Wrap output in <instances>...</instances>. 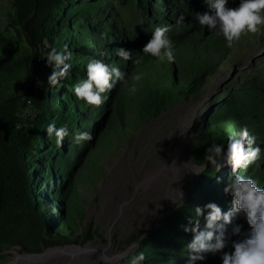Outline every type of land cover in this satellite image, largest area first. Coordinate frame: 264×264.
Segmentation results:
<instances>
[{
  "label": "trees",
  "instance_id": "obj_1",
  "mask_svg": "<svg viewBox=\"0 0 264 264\" xmlns=\"http://www.w3.org/2000/svg\"><path fill=\"white\" fill-rule=\"evenodd\" d=\"M238 4L228 0L227 6ZM212 11L204 0H9L5 21H0V264L8 262L5 253L16 249L42 254L102 239L93 222L81 229L85 210L77 201L78 181L93 166L96 152L109 150L114 137L124 138L130 124L159 116L183 98L198 97L226 63L238 41L227 47L216 30L194 19L195 12ZM181 16L183 21L177 23ZM165 23L172 25L168 35L176 49L174 61L158 62L148 55L133 65L115 55L114 49L125 47L133 50L134 59L153 28ZM64 45L72 54V68L50 86L47 76L52 69L40 56ZM90 58L116 63L125 72H141L136 94L129 95L118 84L101 106L78 100L72 86L86 77ZM259 72L254 69L253 78L213 104L192 144L202 167L196 183L163 225L127 239L124 250L135 247L121 264H131L140 252L144 260L139 264H186L185 246L194 234L184 228L194 226L195 207L204 209L209 202L222 211L231 207V196L224 192L231 165L216 171L203 157L213 141L226 145L229 137L239 138L242 126L254 138L252 146L264 150V77ZM37 80L43 84L38 86ZM53 120L57 127L67 123L69 128L60 144L46 133ZM77 130L90 131L93 139L73 143L71 134ZM258 163L233 174L251 175L264 186V159ZM207 211L199 217L201 228ZM237 224L242 225L241 236L231 235ZM249 228L244 215H237L227 226L230 239L222 251H232L231 241L243 238ZM204 255L196 264H221V253Z\"/></svg>",
  "mask_w": 264,
  "mask_h": 264
},
{
  "label": "rangeland",
  "instance_id": "obj_2",
  "mask_svg": "<svg viewBox=\"0 0 264 264\" xmlns=\"http://www.w3.org/2000/svg\"><path fill=\"white\" fill-rule=\"evenodd\" d=\"M8 2L0 0V7L7 9ZM5 9L0 8L2 23ZM257 68L264 77V26L238 40L198 97L183 98L159 116L130 124L124 138L114 137L109 150L96 152L93 166L78 181L77 201L85 210L81 229L93 222L100 241L53 247L42 255L16 249L4 254L5 264H121L134 250H124L127 239L151 233L186 200L202 170L192 144L206 115L217 99L253 78ZM16 253L27 260L17 261Z\"/></svg>",
  "mask_w": 264,
  "mask_h": 264
},
{
  "label": "clouds",
  "instance_id": "obj_3",
  "mask_svg": "<svg viewBox=\"0 0 264 264\" xmlns=\"http://www.w3.org/2000/svg\"><path fill=\"white\" fill-rule=\"evenodd\" d=\"M209 12H195L194 19L200 26H206L210 31L216 30L217 34L224 38L225 45L231 47L238 41L242 34L257 32L260 26H264V0H239L236 7H229L228 0H204ZM183 16L177 19V23L183 21ZM172 25L157 24L145 44L133 59V50L125 47L114 49L117 57L125 61H132L133 65H139L145 56H152L158 62H172L175 59V45L168 35ZM104 34L102 33V36ZM71 52L67 45L62 49L52 46L41 59L52 70L47 76L50 86L57 85L65 79L72 68ZM143 74L139 71L125 72L116 63H105L96 58H90L86 64V77L78 80L72 86V92L78 100L85 104L101 106L108 100L106 93L116 88L117 85L127 88L129 95L137 92L136 82L141 81ZM132 81V83H129ZM43 81L37 80L40 86ZM48 136H54L56 143L63 142L69 136L67 123L57 127L56 121L48 123L46 127ZM73 143L79 145L93 139L92 133L87 130H77L71 134ZM252 137L248 136L247 126H242L239 138L229 137L225 143L213 141L205 151L203 159L211 167L219 171L225 164H230L232 172L229 174L224 187V192L231 196V207L222 211L215 202L204 205L207 213L204 215L205 225L200 227L199 217L204 209L196 206L195 223L191 228L185 226V231H191L194 235L187 243L186 264H196L205 260V253H221V264H264V186L251 175L233 174L238 168H247L251 165L259 167L262 157V148L259 144L253 145ZM247 141V143H246ZM243 214L249 230L243 234V238L231 241L232 251H222L229 244L230 235L227 226L233 219ZM242 225H234L231 235L241 236ZM135 247V244L130 245ZM144 260L143 252L133 257L131 264H139Z\"/></svg>",
  "mask_w": 264,
  "mask_h": 264
},
{
  "label": "bare ground",
  "instance_id": "obj_4",
  "mask_svg": "<svg viewBox=\"0 0 264 264\" xmlns=\"http://www.w3.org/2000/svg\"><path fill=\"white\" fill-rule=\"evenodd\" d=\"M16 255V260L17 261H25V260H27V259H25V258H22L19 254H15ZM51 255V254H50ZM47 256H49V254L48 255H45V257H47ZM37 259H38V257H36Z\"/></svg>",
  "mask_w": 264,
  "mask_h": 264
},
{
  "label": "water",
  "instance_id": "obj_5",
  "mask_svg": "<svg viewBox=\"0 0 264 264\" xmlns=\"http://www.w3.org/2000/svg\"><path fill=\"white\" fill-rule=\"evenodd\" d=\"M40 255H42V254H40Z\"/></svg>",
  "mask_w": 264,
  "mask_h": 264
}]
</instances>
